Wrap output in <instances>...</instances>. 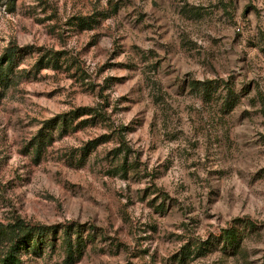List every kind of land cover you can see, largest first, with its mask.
Segmentation results:
<instances>
[{
	"label": "rangeland",
	"instance_id": "obj_1",
	"mask_svg": "<svg viewBox=\"0 0 264 264\" xmlns=\"http://www.w3.org/2000/svg\"><path fill=\"white\" fill-rule=\"evenodd\" d=\"M11 43L0 255L20 222L22 264H264V0H0Z\"/></svg>",
	"mask_w": 264,
	"mask_h": 264
},
{
	"label": "trees",
	"instance_id": "obj_2",
	"mask_svg": "<svg viewBox=\"0 0 264 264\" xmlns=\"http://www.w3.org/2000/svg\"><path fill=\"white\" fill-rule=\"evenodd\" d=\"M19 46L17 44H9L4 52L0 55V81H4V78H7V70H4V65H10L13 61L11 57L13 54L18 52ZM3 75V76H2ZM206 83V82H205ZM204 84V83H203ZM83 114L90 115V118L94 117V114L91 113L90 109L87 107L71 110L67 113L60 114L57 117L53 118L58 128H64L65 124H73V122L81 117ZM72 122V123H71ZM79 123L75 124L78 125ZM75 128V127H74ZM69 226H66L68 228ZM10 237L6 244L5 250L0 255V264H22L20 260V250L23 247H29L31 240L41 234V231L36 225H28L25 223H20L14 225L10 230ZM67 234L68 229H65ZM237 232L230 228L222 231L221 238L223 241H228L235 238Z\"/></svg>",
	"mask_w": 264,
	"mask_h": 264
}]
</instances>
